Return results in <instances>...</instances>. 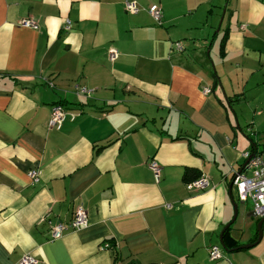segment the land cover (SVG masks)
Returning <instances> with one entry per match:
<instances>
[{"label":"crops","instance_id":"obj_1","mask_svg":"<svg viewBox=\"0 0 264 264\" xmlns=\"http://www.w3.org/2000/svg\"><path fill=\"white\" fill-rule=\"evenodd\" d=\"M135 1L0 0V264H264V223L238 247L257 238L244 203L219 240L242 153L264 157V0ZM55 103L76 113L59 129ZM78 207L87 224L52 238Z\"/></svg>","mask_w":264,"mask_h":264},{"label":"built area","instance_id":"obj_2","mask_svg":"<svg viewBox=\"0 0 264 264\" xmlns=\"http://www.w3.org/2000/svg\"><path fill=\"white\" fill-rule=\"evenodd\" d=\"M124 9L131 13H137L140 9L139 5L135 0H124ZM148 11L155 18L157 22L160 21L162 16L161 6L157 3H153L148 7ZM23 25H30L35 27L37 24L32 19H22ZM69 20L64 22L63 28H69ZM173 50H183V45L180 41H175L172 46ZM117 57V50L114 47L108 49L109 60H114ZM76 90L78 93L85 96H90L92 88L84 86H77ZM204 93H209V87L202 88ZM70 114L73 118L75 112H67L66 107L60 103H55L51 106L50 117L48 119V125L51 128L59 129L62 125L66 115ZM245 163L240 171H234L231 176V185L234 187L237 194V200L245 203L250 200L251 203V214L256 218L264 216V157L257 152L246 150L242 153ZM150 168L154 172L155 179H159L160 166L155 161L150 162ZM28 175L32 180H38V172L31 170ZM209 185V180L205 175H200L198 178L193 179L186 183L188 189H203ZM169 206V205H167ZM87 224L86 211L78 207L75 209L72 218L67 222H56L50 224L49 230L52 238H59L64 231L68 229H79ZM103 248H111L109 242L102 244ZM223 249L219 245H211L208 250V258L210 260H217L222 256ZM38 260L30 254H24L20 259V264H37Z\"/></svg>","mask_w":264,"mask_h":264},{"label":"water","instance_id":"obj_3","mask_svg":"<svg viewBox=\"0 0 264 264\" xmlns=\"http://www.w3.org/2000/svg\"><path fill=\"white\" fill-rule=\"evenodd\" d=\"M225 9L226 7L223 8V11H222V16L220 18V20H222V17L224 15V12H225ZM221 22V21H220ZM231 108V107H230ZM232 109V108H231ZM232 185L230 184V187ZM231 203H232V206H233V216L230 220V222H228L224 228L221 230L220 234H219V240H220V243L223 247V249H227L224 242H223V239H222V235L224 233V231L233 223V221L235 220L236 216H237V210H238V204L235 202V200L233 199V197L231 196ZM264 223V216H262L261 218H259V220L257 221V225H256V228H257V238L255 241L253 242H249V243H246V244H242V245H239L238 247H243V248H246V247H250L253 243H255L256 241H259L261 236H262V225Z\"/></svg>","mask_w":264,"mask_h":264},{"label":"rangeland","instance_id":"obj_4","mask_svg":"<svg viewBox=\"0 0 264 264\" xmlns=\"http://www.w3.org/2000/svg\"><path fill=\"white\" fill-rule=\"evenodd\" d=\"M224 8V7H223ZM223 8H222V10L221 11H223ZM221 14H222V12H221ZM220 18H221V16L217 19V21L215 22V25H217L216 27H215V31L218 29V26H219V23H220ZM211 39V38H210ZM210 39L206 42V44H208V46H210L209 44H210V42L212 41V39H211V41H210ZM182 42V41H181ZM183 42H185V40H183ZM189 42V41H188ZM213 47L214 46H216L217 45V38L216 39H214V41H213ZM206 47V49H205V53L208 51V48L209 47ZM187 48H189V43L187 44ZM205 53H204V55H205ZM207 55V54H206ZM210 56H212V58H213V60L215 59V53H214V51L210 54ZM209 65H210V70H211V72H213L214 70H215V63L212 65V62L209 60ZM213 70V71H212ZM233 109L234 110H237L235 107H233ZM236 117H237V115H236ZM240 121V120H239ZM234 192H235V189H234ZM234 197H237V194H236V192H235V194H234ZM238 205H240V206H242L241 205V203L240 202H236ZM244 206H248V207H251V203H250V200H248V201H246L245 203H244Z\"/></svg>","mask_w":264,"mask_h":264},{"label":"trees","instance_id":"obj_5","mask_svg":"<svg viewBox=\"0 0 264 264\" xmlns=\"http://www.w3.org/2000/svg\"><path fill=\"white\" fill-rule=\"evenodd\" d=\"M224 37L222 38V42L220 43L221 44V47H223V42H224ZM81 110H79V112H80ZM56 129V128H55ZM255 145V144H254ZM251 151H253V152H255L256 150H255V146H253L252 148H251ZM200 176V174L199 175H197V176H195L196 178H198ZM195 178V179H196ZM191 181V180H190ZM259 220V219H258ZM228 230V229H227ZM227 230L224 232V237H225V234L227 233Z\"/></svg>","mask_w":264,"mask_h":264}]
</instances>
